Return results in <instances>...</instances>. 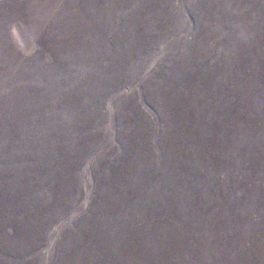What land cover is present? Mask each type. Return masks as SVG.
<instances>
[{
	"label": "rangeland",
	"instance_id": "1",
	"mask_svg": "<svg viewBox=\"0 0 264 264\" xmlns=\"http://www.w3.org/2000/svg\"><path fill=\"white\" fill-rule=\"evenodd\" d=\"M0 264H264V0H0Z\"/></svg>",
	"mask_w": 264,
	"mask_h": 264
}]
</instances>
